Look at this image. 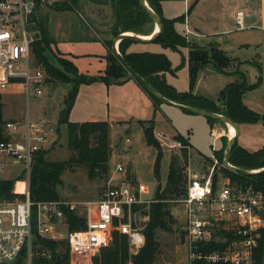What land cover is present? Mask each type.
Wrapping results in <instances>:
<instances>
[{"label": "built area", "instance_id": "built-area-1", "mask_svg": "<svg viewBox=\"0 0 264 264\" xmlns=\"http://www.w3.org/2000/svg\"><path fill=\"white\" fill-rule=\"evenodd\" d=\"M35 0H0V91L18 89L30 98L43 95L46 73L32 55L34 33L29 31L27 17L35 9ZM236 25L243 27V14L237 12ZM4 140L0 141V171L22 167L16 194L22 199L7 200L0 195V264H56L49 250H34L36 239L65 243L69 264L91 262L108 248L113 234L127 238L130 255H137L143 247L144 230L150 221L153 199L141 197L139 185L108 183L93 201L64 200L31 202L29 177L33 157L51 148L55 129L42 120L31 122L28 114L21 124L7 120L2 126ZM161 148L169 151L188 149L182 141L153 131ZM130 143L129 139L125 140ZM214 155V154H213ZM212 155V156H213ZM216 158V157H215ZM213 159L206 172H189L186 194L181 204L184 214V233L189 247V264H254L253 250L257 232L264 227V195L252 186L231 185L226 179L213 192V176L220 167ZM115 171L125 176L126 170L117 163ZM66 212H74L86 225L81 231H69ZM64 228L65 234L59 231ZM221 230L232 236V241L221 251L202 254L197 251L212 241H222Z\"/></svg>", "mask_w": 264, "mask_h": 264}, {"label": "trees", "instance_id": "trees-1", "mask_svg": "<svg viewBox=\"0 0 264 264\" xmlns=\"http://www.w3.org/2000/svg\"><path fill=\"white\" fill-rule=\"evenodd\" d=\"M108 1L111 15L110 21L107 24V34L111 39L103 40V45L108 49V54L105 57L106 68L101 74L94 77L78 74L77 69L71 62L58 60L62 69L55 67L49 62L45 56V52L54 43V40L50 37L46 26H42V19L38 17V31L35 33L36 40L32 44L33 58L36 64L46 73V83H65L71 86L63 98L65 108L60 111L58 118V125H65L67 128V146L70 153L67 162L47 161L45 155L48 150L40 151L34 155L29 177V198L33 203L60 199L58 187L62 184L61 174L69 165L85 167L87 177L90 180L98 179V177L104 174L106 175L108 172V163L111 154L109 124L102 121L72 123L69 121V113L73 107L80 85H88L93 82H102L106 86L120 85L129 79H133L127 74L118 58L112 53V41L116 36L126 32L149 36L154 30L152 19L140 6L138 0ZM145 1L162 24L161 32L150 42L156 43L163 49H169L173 52H180L183 49L188 50V90L179 92L165 80V73L175 72L184 65V59L177 68H172L170 60L164 54L128 52V47L136 42L124 39L118 43V51L127 65L160 95L176 104L222 115L232 120L236 125L255 124L257 122H262L264 125V116L248 109L243 103V95L253 89L257 84L247 85L245 82H236L226 86L220 92L218 99L220 102L219 105L193 93L199 72L205 65L211 63L216 70L221 73H226L228 69H232L231 65L233 61L216 47L215 44L209 45L208 48L201 47L188 42L185 37L176 32L175 24L182 23L185 16L183 15L173 19L164 18L161 11V2L179 0ZM35 3V10L37 12L41 5L45 4V0H35ZM62 5L57 10L76 11L80 5V0H63ZM147 26L152 29L146 30L145 28ZM92 40H95V38H92ZM64 72L71 73L73 78L67 79ZM233 72H236V70ZM144 91L146 92V90ZM146 93L155 104H162L148 92ZM206 119L211 125L219 123L210 118ZM4 122L3 104L0 97V141L4 140L2 130ZM147 123V126L142 125L143 135L146 145L156 150L153 173L159 182L162 148L153 137V120ZM174 138L189 146L187 141L180 135H176ZM223 143L224 145L227 143L226 139L223 140ZM214 154L220 164L219 171L221 175L217 176V174H214L213 176V192L217 188L218 178L220 177V180L223 178L228 179L231 185L252 186L254 190L264 195V171L254 176H243L223 167V148L220 152H214ZM180 158L182 167H186L188 162L187 150H180ZM228 161L233 167L245 171L261 170L264 168V147L251 153L238 147L234 140ZM183 168L180 165L177 166L176 159L173 156L170 157L166 183L164 188H161L160 184L157 185L153 199L154 202L150 205V221L144 230L145 242L138 254L134 256L130 255L127 238L118 233H114L111 245L92 258V264H154L159 249V245L154 238V231L156 229L171 231L170 225L173 223V218L170 214L171 200L179 199L186 194L187 181L181 174V170H184ZM21 178V176H17L9 180L0 179V195L7 200H13L15 198L22 199V195L16 194ZM65 214L69 231H81L85 229L86 225L83 219L76 213L66 212ZM219 235L221 239L226 240L224 242L212 241L203 246H199L197 251L202 254H208L224 250L233 238L223 230H221ZM256 239L257 245L253 250L254 264H264V227L258 230ZM37 244H40V248L34 247V250H49L55 257H58L59 264H69V257L64 241L42 240L38 238L34 241V246ZM197 264L202 263L198 262Z\"/></svg>", "mask_w": 264, "mask_h": 264}, {"label": "crops", "instance_id": "crops-1", "mask_svg": "<svg viewBox=\"0 0 264 264\" xmlns=\"http://www.w3.org/2000/svg\"><path fill=\"white\" fill-rule=\"evenodd\" d=\"M161 11L166 19L185 16L184 21L176 23L174 27L176 32L185 37L188 42L203 47L209 41H215L218 43V48L233 61L232 69L226 73L219 72L211 64L212 72L210 71L209 76H206L204 71L207 67L205 65L199 72L193 93L219 105L220 92L226 86L236 82H245L247 85L257 84L243 95V103L248 109L264 116V0L163 1L161 2ZM237 12L243 14V27L241 29L236 25ZM139 36L145 37L143 35ZM137 43L139 42L131 44L128 47V52H147L137 48L135 46ZM63 44L62 48L59 45L58 49L68 57V60L77 69L78 74L94 77L105 70V57L108 54V49L102 43L86 41ZM150 53L166 55L172 68H177L182 60H185L184 65L179 70L177 69L178 72L176 70L173 73H165V80L177 91H187L188 50L183 49L179 52L181 56L179 61L174 57L175 52L162 47L155 48ZM234 70L236 72H233ZM113 89H116V95L132 112L131 118H142L150 114V119L148 117L146 120H153V131L159 132L155 128H159L163 123L154 120L153 115L160 113L165 117L172 129V131H168L171 132V137L174 138L176 135H180L189 144V169L191 166L189 153L192 148L200 154L195 161V166L200 167V170L204 167L208 169L210 163L208 164L205 160H208L207 158L212 156L214 152L221 151L224 139L226 141L230 139L226 124L214 123L211 125L205 118H193L198 116H190V114L165 104H155L133 79H129L120 85L106 86L102 82L80 85L69 113V121L72 123L100 121L111 123L110 104L112 103ZM189 117L201 121L203 129L206 130L211 139L208 145L202 146L196 143L193 139V129L181 125L180 120L190 119ZM237 130L235 143L238 147L251 153L264 147V125L262 122L239 124ZM162 133L169 136L165 131H162ZM110 147H113V145H110ZM221 181L225 182L226 179L223 178Z\"/></svg>", "mask_w": 264, "mask_h": 264}, {"label": "rangeland", "instance_id": "rangeland-1", "mask_svg": "<svg viewBox=\"0 0 264 264\" xmlns=\"http://www.w3.org/2000/svg\"><path fill=\"white\" fill-rule=\"evenodd\" d=\"M62 4L63 0H45V4H42L37 10L38 17L42 19V26H46L50 37L54 40V43L50 45L49 49L45 52V56L50 63L59 69L62 68L58 60L70 62L68 57L59 51V45L60 48H62L64 45L63 43L73 44L75 42L86 41L100 42V44H103V40L111 39L107 34V24L110 21L111 15L109 3L106 6L94 7L90 5L88 0H80V5L76 11L57 10L63 6ZM145 29L150 30L152 28L147 26ZM34 36L36 40L35 33ZM92 38H95V40H92ZM211 44H215L216 47H218V43L215 41H209L203 47L208 48ZM135 46L149 53L155 48H161L160 45L156 43H137ZM174 57L179 61L181 58L180 53L175 52ZM211 66V63H209L204 69L206 76L210 75V71L212 72ZM178 70L176 72H178ZM64 73L67 79L73 78L71 73ZM70 87L69 84L65 83H46V86L43 88V95L38 98H30L28 102H26L24 93L13 87L8 90L0 91L1 102L3 104V118L5 121L17 120L23 124L28 114L31 122H36L41 119L46 127L55 129V140L45 155L47 161L67 162L69 158L70 152L67 146V128L65 125H58V118L60 111L65 108L63 105V98ZM113 90L114 92L111 97L112 103L110 104L112 122L109 123L110 145H113V147L110 149L111 154L108 163V172L106 175L104 174L98 177V179L90 180L87 177L85 167L76 165L67 166L61 174L62 184L58 187V195L61 200L72 202L93 201L98 199L101 190L108 183L115 184L119 182L141 186L143 188L141 197L151 200L154 199L157 185L160 184L161 188L165 186L170 157L173 156L176 159L177 166L180 165V167L183 168L180 151H169L163 147L159 170L160 179L159 182L156 180L153 173L156 150L146 145L142 126L148 125L147 122L149 120L146 119H148V117L150 119V114L142 118H131L132 112L125 106V103L120 97L116 95V89ZM153 116L154 120L163 122L159 128L155 129L161 133L165 131L168 133L169 137H171V132L168 131H172V129L165 117L160 113H155ZM190 116L192 115L190 114ZM193 116H198L193 118H205L199 115ZM189 118L190 119L180 120L181 125L193 129V139L196 143L202 146L208 145L211 139L206 130L203 129V125L200 123L201 121H197V119H193L192 117ZM126 139H129L130 143H126ZM226 145L227 143L223 145V152L226 149ZM186 150L187 152L189 151L188 149ZM199 155L197 150L193 148L190 150V169L188 168L187 162L186 167L183 168L184 170H181V174L186 181L189 172H205L207 169V167H204L200 170V167L195 166V161L198 159ZM212 157L215 158V154L205 161L208 164L213 163ZM117 163H121L125 170L127 167H130L128 176H126V174L124 176L115 171ZM21 170L22 167L20 166L4 169L0 171V179H14L20 176ZM214 174H217V176L221 175L219 168L215 169ZM21 179H23V177ZM221 186L222 181L219 177L217 187L219 188ZM183 199L184 197L171 200L170 214L173 218V223L170 225L171 231L161 229H156L154 231V238L159 245L154 264H189L190 262L188 242L183 230L184 214L181 204ZM59 232L62 233V236L66 233L64 228ZM59 241L63 240L60 239ZM77 264H92V261H81Z\"/></svg>", "mask_w": 264, "mask_h": 264}, {"label": "water", "instance_id": "water-1", "mask_svg": "<svg viewBox=\"0 0 264 264\" xmlns=\"http://www.w3.org/2000/svg\"><path fill=\"white\" fill-rule=\"evenodd\" d=\"M140 6L148 13V15L150 16V18L153 21L154 24V30L153 32L156 30V32L153 34H150L149 38L147 39H142L139 37V35H136L134 33H130L126 32V33H121L118 36H116L113 41H112V53L118 58L120 64L124 67V69L126 70L127 74L133 78V80H135L137 83H139L142 88L144 90H146V92H148L150 95H152L153 97H155L157 100H159L162 104H165L167 106H171L173 108H176L178 110H181L183 112H186L188 114L191 115H199L205 118H210L213 120L218 121L219 123H223V124H229L231 125L234 130H235V136L230 138L227 141V145H226V149L224 151V155H223V167L229 170H232L233 172H236L238 174H241L243 176H254L255 174L264 171V168L261 170H254V171H245L242 169H238L233 167L232 165L229 164L228 161V157L230 154V151L233 147V143L235 140V137L237 136L238 130H237V125L230 119L213 113V112H209V111H205V110H201V109H197V108H193V107H188V106H184V105H180V104H176L168 99H166L165 97H163L162 95H160L152 86H150L145 80H143L141 77H139L125 62V60L120 56L119 51H118V43L124 39L127 40H132L134 42H139V43H143V42H150L152 41L160 32L162 29V24L161 21L159 20V18L157 17V15L149 8V6L147 5L145 0H138ZM88 2L90 4L96 5V6H106L109 1L108 0H88ZM27 22L29 23V31L32 33H37L38 31V16H37V12L35 9H33L31 11V13L28 15L27 17ZM129 170L130 168L127 167L126 169V176H128L129 174ZM261 216H264V212H260ZM20 259H18L15 264H19L20 263ZM56 264H59V260L56 262Z\"/></svg>", "mask_w": 264, "mask_h": 264}, {"label": "bare ground", "instance_id": "bare-ground-1", "mask_svg": "<svg viewBox=\"0 0 264 264\" xmlns=\"http://www.w3.org/2000/svg\"><path fill=\"white\" fill-rule=\"evenodd\" d=\"M156 32V30L153 32V34ZM130 34V33H129ZM151 36V35H150ZM150 36H145V37H142V36H139L140 38H142V39H147V38H149ZM227 129H228V131H229V135H230V138H232V137H234L235 136V130H234V128L231 126V125H229V124H227ZM257 171V170H256Z\"/></svg>", "mask_w": 264, "mask_h": 264}]
</instances>
